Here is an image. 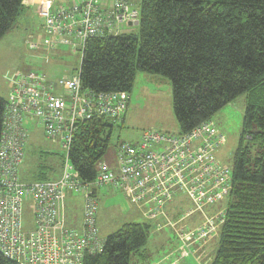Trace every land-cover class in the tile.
Here are the masks:
<instances>
[{
	"label": "built area",
	"instance_id": "built-area-1",
	"mask_svg": "<svg viewBox=\"0 0 264 264\" xmlns=\"http://www.w3.org/2000/svg\"><path fill=\"white\" fill-rule=\"evenodd\" d=\"M40 1L37 13L51 45H67L73 51L82 52L88 38L123 34L127 32L123 24L134 26L135 20L140 21V8L133 0H77L56 6ZM79 70L68 78L59 77L57 83L32 70L19 73L5 99L0 133V252L20 264H83L86 255L99 253L104 245L96 221L99 187L121 190L148 220L164 217L166 204L178 194L187 195L198 209L230 193L231 170L217 158L226 137L212 119L183 134L150 129L143 131L137 143L120 142L117 169L99 160L96 178L82 182L68 155L76 121L94 116L121 120L129 94L83 89ZM28 119L43 124L46 138L59 141L64 149L57 178L18 180L29 141ZM67 192L80 193L85 199L81 228L65 227L60 209ZM26 199L33 201L34 225L29 231H23L21 224ZM224 216L222 208L195 228L180 229L179 236L202 244Z\"/></svg>",
	"mask_w": 264,
	"mask_h": 264
},
{
	"label": "trees",
	"instance_id": "trees-1",
	"mask_svg": "<svg viewBox=\"0 0 264 264\" xmlns=\"http://www.w3.org/2000/svg\"><path fill=\"white\" fill-rule=\"evenodd\" d=\"M22 1L0 0V39L19 16ZM138 5V33L86 40L81 86L130 94L137 72L162 74L172 84L182 134L244 93L232 184L209 264H264V0H140ZM4 106L0 96V133ZM110 120L94 116L75 123L68 155L84 183L96 178V163L107 153ZM151 230L150 221L125 222L83 264H131ZM0 264L20 263L0 252Z\"/></svg>",
	"mask_w": 264,
	"mask_h": 264
},
{
	"label": "rangeland",
	"instance_id": "rangeland-1",
	"mask_svg": "<svg viewBox=\"0 0 264 264\" xmlns=\"http://www.w3.org/2000/svg\"><path fill=\"white\" fill-rule=\"evenodd\" d=\"M58 4L67 5L77 0H55ZM138 6L140 0H133ZM122 30L138 33V26L123 24ZM42 30L38 19L18 20L15 27L5 33L0 39V93L5 96L6 87L19 73L32 70L43 74L49 79L70 77L80 66L81 51L71 52L66 47H59L62 51H45L43 48L28 49L27 40H37L42 37ZM33 36V37H32ZM12 82V84L14 83ZM130 92V102L124 120H117L109 131V145L104 161L117 169V146L120 142H139L143 131L150 129L177 131V121L172 106V84L162 74L137 72L136 79ZM246 107V95L240 94L226 106L212 115V120L226 137V142L219 146L217 158L229 170L233 165V154L239 143L242 131V122ZM27 124V123H26ZM29 141L25 145V153L19 166L18 180L25 183L57 178L62 171L64 149L59 141H49L43 133V124L35 123L34 119L28 122ZM251 136H247L250 139ZM55 175V176H54ZM97 220L100 236L105 239L125 222H143L141 213L130 203L121 190L111 186L99 187L97 191ZM68 208L77 216L81 214L83 199L80 193L67 196ZM227 198L216 203L196 208L192 200L186 195L178 194L171 201V207L166 206L165 216L160 219L148 220L151 224V233L140 253L133 252L131 264H149L162 257L174 258L179 264H209L215 252L218 239V230L204 243L182 240L179 230L195 228L206 216L225 208ZM32 199L23 202L21 224L23 231L32 229L33 212ZM210 211V212H209ZM211 211H214L213 213ZM209 212V213H207ZM160 225V226H159ZM184 244L186 247H182ZM162 261L161 264H163Z\"/></svg>",
	"mask_w": 264,
	"mask_h": 264
},
{
	"label": "crops",
	"instance_id": "crops-1",
	"mask_svg": "<svg viewBox=\"0 0 264 264\" xmlns=\"http://www.w3.org/2000/svg\"><path fill=\"white\" fill-rule=\"evenodd\" d=\"M50 2H51V4L52 5H54V6H56V5H59L58 3H57V1H55V0H49ZM23 3H22V8H21V10H20V14H19V16L17 17V19L15 20V22L13 23V26L9 29V30H7L5 33H7L8 31H10L11 29H13V27H15V24H16V22L18 21V20H20L21 18L23 19V20H28V19H34V18H36V19H38V21H39V24H40V26H41V30H42V37H40L39 39H37V40H35V41H33V40H27V38H29V37H31V35H28V37L27 38H25V44H26V46H28V49L31 51V49H36V48H43L45 51H54V52H58V51H62L61 49H59V47H66L67 48V50H70L71 52H75V51H73L71 48H70V46H67V45H62V44H55V45H51V42H50V37L47 35V34H45L44 33V23H43V21H42V19L38 16V13H37V7H38V4H39V2H41L40 0H23L22 1ZM71 3V2H70ZM131 33H135V32H133V31H130ZM129 32V33H130ZM4 33V34H5ZM3 34V35H4ZM2 35V36H3ZM33 37V36H32ZM34 47H36V48H34ZM81 55V54H80ZM82 56V55H81ZM43 75V74H42ZM44 76V75H43ZM44 79H46V81L48 82V81H52L53 83H57V81L59 80V79H56V80H53V79H49V78H46L45 76H44ZM14 80H12L11 81V83L10 84H8V86L6 87V92H5V96L4 97H2L4 100L10 95V89H11V86H12V82H13ZM56 89H57V91H60V89H59V86L57 85L56 86ZM131 94H129V97L130 98H132L131 96H130ZM0 96H1V93H0ZM130 100L131 99H129V101L128 102H130ZM128 105L129 104H127V107H128ZM127 110H128V108H127ZM126 113H127V111H126ZM126 113L124 114V116H123V118H122V120H124V118L126 117ZM31 119H28V120H26V122H25V124L27 125V127H28V122L30 121ZM36 123V122H35ZM38 124V123H37ZM29 129V128H28ZM164 131H167V130H164ZM167 132H171V131H167ZM172 132H179V129H177V131H172ZM171 132V133H172ZM30 136V135H29ZM47 139V138H46ZM50 141V140H49ZM104 160V159H103ZM114 170H116V168L115 167H113V166H111ZM105 186H107V185H105ZM110 186V185H109ZM103 187V186H102ZM98 191V190H97ZM70 194H73V192H67L66 194H65V196H64V198H63V202H62V206H61V211H62V215H63V218H64V222H65V227H70V228H75V229H77V228H81V226H82V223H83V221H82V219H83V206H84V201H85V199H83V196L81 195V198L83 199V206H82V208H81V214L80 215H78L77 216V214L76 213H74V212H72V210H70L69 208H68V203H67V196H69ZM96 195H97V192H96ZM173 200H175V198L173 199ZM172 200V201H173ZM171 203V202H170ZM170 203H167L166 204V206H168V209L171 207L170 205ZM135 208H137L138 209V211H139V213H141V214H139V215H141L142 217V219H144V221H145V218L143 217V213H142V211H141V208H139V207H136L135 206ZM32 209H33V204H32ZM210 212V211H209ZM209 212H207V213H209ZM212 213L214 212V211H211ZM98 224V223H97ZM142 255V254H141ZM142 257L144 258L145 257V255H142ZM162 261H164V263L163 264H179V262H176V261H174V258H169V257H162V258H160L158 261H156V262H154V263H149V264H161L162 263Z\"/></svg>",
	"mask_w": 264,
	"mask_h": 264
},
{
	"label": "water",
	"instance_id": "water-1",
	"mask_svg": "<svg viewBox=\"0 0 264 264\" xmlns=\"http://www.w3.org/2000/svg\"><path fill=\"white\" fill-rule=\"evenodd\" d=\"M134 24L138 25L139 24V21L138 20H135L134 21Z\"/></svg>",
	"mask_w": 264,
	"mask_h": 264
}]
</instances>
